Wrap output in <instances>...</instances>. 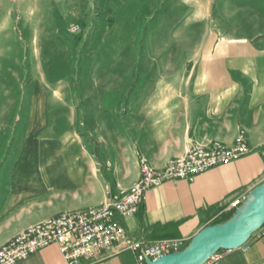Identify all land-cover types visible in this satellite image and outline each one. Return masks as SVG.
I'll list each match as a JSON object with an SVG mask.
<instances>
[{"label":"crops","instance_id":"crops-1","mask_svg":"<svg viewBox=\"0 0 264 264\" xmlns=\"http://www.w3.org/2000/svg\"><path fill=\"white\" fill-rule=\"evenodd\" d=\"M130 1L123 0V31L106 32L102 44L106 52H123V61L91 58L77 96L52 91L51 75L68 65L63 60L45 73L42 62L22 67L18 46L10 49L13 59L0 56V247L32 224L99 206L109 192L129 188L140 177L142 158L161 169L194 146H232L242 130L248 155L193 181L149 189L138 213L123 220L126 237L81 264H137L134 241L191 240L234 214L231 203L264 182V15L250 34L232 31L227 42L212 44L206 23L192 30L193 21L209 19L197 10L174 35L150 29L140 43ZM88 5L71 8L73 18H86ZM88 37L83 50L91 45ZM33 71L44 92L35 111V79L29 94H20ZM31 117L37 124H30ZM218 255L206 264H264V233ZM16 264L68 263L52 244Z\"/></svg>","mask_w":264,"mask_h":264},{"label":"rangeland","instance_id":"rangeland-1","mask_svg":"<svg viewBox=\"0 0 264 264\" xmlns=\"http://www.w3.org/2000/svg\"><path fill=\"white\" fill-rule=\"evenodd\" d=\"M130 2V10L135 13L132 18L140 21V43H143L144 36L150 29L174 35L177 29L182 28L185 16L197 10L208 13L209 19L206 22L193 21L192 30L199 29L206 23L208 39L212 40V44L219 40L227 42L233 38L229 36L232 31H237L239 35L250 34L254 24L264 15V0ZM79 4H89L88 8L92 9L86 18L78 20L73 18L72 9ZM103 13H106L105 18H102ZM99 18H102L101 21ZM123 22V0H0V56H3V60L4 57L13 59L10 49L13 45L18 46L23 50L19 59L21 66L24 67L29 60L33 66L42 62L45 73H51L55 60H63L68 65L59 69L57 76L51 75L56 79L51 84L52 91L77 96L81 86L89 78L90 70L85 66L91 58L102 54L106 59L123 61V52H106L102 45L104 40H107V36L104 37L106 32L123 31ZM73 24H78L80 30L74 32ZM84 37H88L91 43L87 50H83ZM36 76L33 71L31 77L25 78L20 88L22 98L29 94L30 85ZM38 82V79H35L32 89L34 111L42 107L39 98L44 93ZM22 103L23 101H20L15 107L13 125L17 124V115ZM30 124H37L35 117H31ZM259 232L260 230L256 233Z\"/></svg>","mask_w":264,"mask_h":264},{"label":"built area","instance_id":"built-area-1","mask_svg":"<svg viewBox=\"0 0 264 264\" xmlns=\"http://www.w3.org/2000/svg\"><path fill=\"white\" fill-rule=\"evenodd\" d=\"M72 30H80L78 24ZM251 152V146L240 131L234 145L215 141L198 145L187 154L172 159L164 168H155L145 158L140 160V177L127 189L109 192L107 200L84 211L64 212L32 224L0 247V264H16L36 252L56 244L68 264H81L96 258L126 237L123 220L138 213L146 192L171 180L193 181L213 167L229 164ZM245 198H237L231 207L238 208ZM264 233V225L260 229ZM189 239L179 237L152 242L134 241L130 248L136 253L137 264H146L168 253L183 250ZM218 253L212 259H218Z\"/></svg>","mask_w":264,"mask_h":264},{"label":"water","instance_id":"water-1","mask_svg":"<svg viewBox=\"0 0 264 264\" xmlns=\"http://www.w3.org/2000/svg\"><path fill=\"white\" fill-rule=\"evenodd\" d=\"M264 225V182L256 186L226 221L201 229L180 251L168 253L146 264H206L220 250L242 247Z\"/></svg>","mask_w":264,"mask_h":264},{"label":"trees","instance_id":"trees-1","mask_svg":"<svg viewBox=\"0 0 264 264\" xmlns=\"http://www.w3.org/2000/svg\"><path fill=\"white\" fill-rule=\"evenodd\" d=\"M232 215H233V214H231V215L225 217L224 219L218 220V221H216L215 223L224 222V221H226L227 219H229Z\"/></svg>","mask_w":264,"mask_h":264},{"label":"bare ground","instance_id":"bare-ground-1","mask_svg":"<svg viewBox=\"0 0 264 264\" xmlns=\"http://www.w3.org/2000/svg\"><path fill=\"white\" fill-rule=\"evenodd\" d=\"M182 43V42H181Z\"/></svg>","mask_w":264,"mask_h":264}]
</instances>
